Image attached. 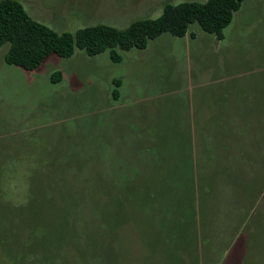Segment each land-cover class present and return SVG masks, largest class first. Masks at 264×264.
<instances>
[{"label": "rangeland", "instance_id": "obj_1", "mask_svg": "<svg viewBox=\"0 0 264 264\" xmlns=\"http://www.w3.org/2000/svg\"><path fill=\"white\" fill-rule=\"evenodd\" d=\"M16 1L73 34L207 0ZM221 34L192 24L184 37L118 51L119 63L76 49L33 71L6 64L9 44L0 48V264H244L243 237L231 249L240 197L215 188L201 163L220 141L238 154L237 131L264 119V0H244ZM254 157L238 180L259 170L262 184L264 154ZM258 206L263 195L248 210L262 236L244 235L264 252ZM200 221L214 227L208 238Z\"/></svg>", "mask_w": 264, "mask_h": 264}, {"label": "trees", "instance_id": "obj_2", "mask_svg": "<svg viewBox=\"0 0 264 264\" xmlns=\"http://www.w3.org/2000/svg\"><path fill=\"white\" fill-rule=\"evenodd\" d=\"M243 2L244 0H207L204 3L167 4L163 7L162 14L158 18L137 20L125 29L96 25L78 29L71 34L55 32L33 20L22 4L16 0H0V48L4 44H9L4 57L5 63L21 67L26 71L37 69L51 55L69 58L76 49L83 50L91 57L109 51L110 59L114 63H119L121 56L118 51L144 50L150 41L165 33L173 37H184L192 24H197L204 32L214 34L219 39L222 36V30L230 24L233 15L240 9ZM60 76L59 72H55L51 79L58 81ZM114 84L116 88L120 86L119 81H114ZM112 96L113 99H118L119 92L117 89H114ZM235 137L234 143L238 149L240 148L238 154L229 156V146H225L224 141L216 142L212 146L214 147L213 150L211 148L215 152L212 153L213 155L210 154L209 158L202 159L201 165L211 164L214 168L213 173H215L217 182L220 181L218 184L215 181V185L217 184L215 188L218 187L222 190L221 192L235 191L236 195H239L242 205H238L235 213H237V220L240 219V221H236L230 230L232 234L234 233L231 239H237L236 241L233 240L235 243L231 249L243 237L244 264L246 259L250 260L248 264H259V261L264 262V252L258 249L260 248L259 243H256L255 239L262 235L260 228L254 224L255 211L252 212L251 208L252 213L250 214L248 210L250 206L255 205L260 195L264 197V180L262 184H258L261 174L258 170L252 171L248 175L244 173V180L240 181L238 179H241L242 176L240 177L236 170L241 167L244 169V166L256 168L259 165L256 164L257 161L255 157L253 158V154L255 156L261 154V157L264 154V119L256 127L244 125V130L239 129ZM242 164L244 166H241ZM213 192L211 187L206 190V194H213ZM225 202L228 203V200ZM258 209L263 211L264 207ZM199 223L200 237L208 238V233H212L214 227L208 230L210 222L200 221ZM170 227L175 230L174 226ZM247 230L252 232L251 238L253 236H258V238L248 241L247 235H244ZM212 241L207 245L208 252L212 248ZM252 256H254L253 261Z\"/></svg>", "mask_w": 264, "mask_h": 264}]
</instances>
